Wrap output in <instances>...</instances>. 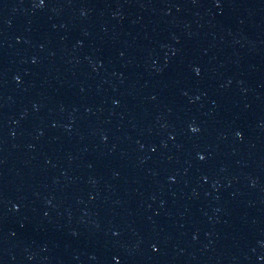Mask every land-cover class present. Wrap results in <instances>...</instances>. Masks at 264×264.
Segmentation results:
<instances>
[{"label":"water","instance_id":"water-1","mask_svg":"<svg viewBox=\"0 0 264 264\" xmlns=\"http://www.w3.org/2000/svg\"><path fill=\"white\" fill-rule=\"evenodd\" d=\"M0 264H264V0H0Z\"/></svg>","mask_w":264,"mask_h":264}]
</instances>
